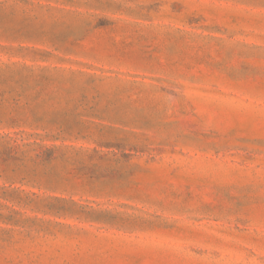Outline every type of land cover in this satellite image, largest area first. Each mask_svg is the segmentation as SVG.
<instances>
[{
  "label": "rangeland",
  "instance_id": "obj_1",
  "mask_svg": "<svg viewBox=\"0 0 264 264\" xmlns=\"http://www.w3.org/2000/svg\"><path fill=\"white\" fill-rule=\"evenodd\" d=\"M0 264H264V0H0Z\"/></svg>",
  "mask_w": 264,
  "mask_h": 264
}]
</instances>
